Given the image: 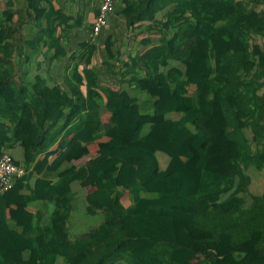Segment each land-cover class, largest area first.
<instances>
[{
	"label": "trees",
	"instance_id": "1",
	"mask_svg": "<svg viewBox=\"0 0 264 264\" xmlns=\"http://www.w3.org/2000/svg\"><path fill=\"white\" fill-rule=\"evenodd\" d=\"M58 1L11 0L0 30V158L25 170L0 194V264H264V0H125L127 28L148 36L119 72L109 39L120 81L106 89L93 67L40 73L81 24ZM20 142L24 165L6 152ZM33 202L50 204L46 225Z\"/></svg>",
	"mask_w": 264,
	"mask_h": 264
},
{
	"label": "crops",
	"instance_id": "2",
	"mask_svg": "<svg viewBox=\"0 0 264 264\" xmlns=\"http://www.w3.org/2000/svg\"><path fill=\"white\" fill-rule=\"evenodd\" d=\"M11 0H0V30L1 27L4 25L3 19L5 15V11L9 6ZM136 1V0H132ZM125 0H121V2L118 4V7L115 11V13L111 14L108 17L107 20V26L104 28L102 33L98 36L95 37L93 36V24L95 17L97 15L98 8L100 6L101 0H91L90 2H87V0H79L76 5L72 4V0H59L57 2L58 5H62L72 12V20L73 21H81V24L79 27H74L72 28L71 31H69V34H65L64 32L68 31L65 29V27H59L58 29V36L62 35H67L66 40L62 41V47L64 49V57L63 58H56V51L54 49H47L39 56V61L42 62V67L40 69V73L44 77H56V76H67L68 73L67 71L72 68H76L77 64H79L78 69L81 71L89 68L91 69L96 68L99 69L103 72V77L98 81L99 87L101 89H106L109 87H117L119 85L120 78L119 76H116V74L105 73V64L106 63V58L108 56V49H107V43L109 42V39H112L114 42V46L111 48L112 53L116 57V66L117 68L113 71H118L121 69L123 63H127L130 61L131 58L135 57L138 54H141L145 48L143 46H139L138 42L143 40L144 36L147 37L148 35L144 36H139L137 37L136 34L139 33L140 28L142 26L137 25L134 29L131 31L127 28L126 25V18L120 14V12L124 9ZM60 3V4H59ZM91 3V4H90ZM56 4V3H55ZM67 4V5H65ZM70 6V8L68 7ZM23 15V14H20ZM25 16V15H24ZM165 13L160 14L158 16V20L164 19ZM19 16H15L13 18V23H16L19 20ZM25 22H28V20L24 19ZM31 25H33L34 30L40 29L41 26L36 24L34 21L31 20ZM30 26V24H27ZM33 35V33H30ZM152 36V35H151ZM154 42V41H153ZM91 45H94L96 47V53L93 55L91 58V64L87 65L85 62V54L89 51V47ZM144 48V49H143ZM49 50V51H48ZM16 56V54H15ZM13 64L15 65L16 70H19L20 68V58L19 57H14L13 58ZM104 64V65H103ZM88 66V67H87ZM64 76V77H65ZM69 76V75H68ZM59 77V78H60ZM14 80V79H13ZM62 80L59 79V83L63 84L61 82ZM153 87H151L152 89ZM81 89V88H80ZM83 92H85V86L82 87L81 89ZM159 96V94H157ZM103 116L105 118L110 116V113L106 111V109L103 110ZM149 119V118H147ZM7 123V121L5 120ZM0 123H4L2 119H0ZM6 125H9L8 123ZM25 131L27 132L28 135V143L33 144L32 141V136L31 133H29V127L25 124ZM56 147H54L55 149ZM89 155H86L83 153V155H79L76 158H73L71 161L72 165L75 166V168L81 167L82 165L88 164L96 155H98V151L95 147L91 146L89 149ZM6 152L10 153L16 160L20 162L21 165H24V146L22 142L16 143L11 145H8L6 148ZM59 154L56 153L55 155H52L49 157L48 163H51L54 161ZM46 157V155H41L37 158L36 161L38 160H43ZM92 157V158H91ZM32 169V168H31ZM39 179V176H33L29 183H30V188L33 189L35 188L36 181ZM167 187L170 188V186H167L165 184H160L159 185V191L161 192H166ZM171 188L173 186L171 185ZM87 192L84 195H81V193ZM89 190L83 189L80 187L79 184L75 186L74 193L77 195L78 198H85L86 195L88 194ZM124 200L127 201V204L130 206L132 204V197L129 196V194L124 195ZM77 201V200H76ZM75 201V203H76ZM58 203V201H55V204ZM50 204L48 203L45 205L43 202H33L30 206V211L33 213H38L42 212L44 213L43 220L41 224L44 226L47 224V217L49 216L48 211H49ZM8 209V215L11 217L15 213L13 209ZM60 264H64V262L60 261Z\"/></svg>",
	"mask_w": 264,
	"mask_h": 264
},
{
	"label": "built area",
	"instance_id": "3",
	"mask_svg": "<svg viewBox=\"0 0 264 264\" xmlns=\"http://www.w3.org/2000/svg\"><path fill=\"white\" fill-rule=\"evenodd\" d=\"M121 0H101L99 14L93 25V36L98 37L107 26V17L115 13ZM25 174L24 168L17 167L8 155L0 158V194L8 191L16 178Z\"/></svg>",
	"mask_w": 264,
	"mask_h": 264
},
{
	"label": "rangeland",
	"instance_id": "4",
	"mask_svg": "<svg viewBox=\"0 0 264 264\" xmlns=\"http://www.w3.org/2000/svg\"><path fill=\"white\" fill-rule=\"evenodd\" d=\"M258 46L262 47L263 46V43H262V39H258L257 43H256ZM152 93H155V94H159V96L161 98H168L169 97V90L167 87H164V88H152ZM98 151V150H97ZM92 158V157H91ZM85 193L87 192H83L81 193V195H84ZM84 197V196H83ZM81 197L79 198V201H78V204L79 206H84V203H85V200L84 198ZM84 202V203H83Z\"/></svg>",
	"mask_w": 264,
	"mask_h": 264
},
{
	"label": "clouds",
	"instance_id": "5",
	"mask_svg": "<svg viewBox=\"0 0 264 264\" xmlns=\"http://www.w3.org/2000/svg\"><path fill=\"white\" fill-rule=\"evenodd\" d=\"M101 4V3H100ZM110 16V15H109ZM95 21V20H94ZM94 25V24H93ZM106 28V27H105Z\"/></svg>",
	"mask_w": 264,
	"mask_h": 264
}]
</instances>
